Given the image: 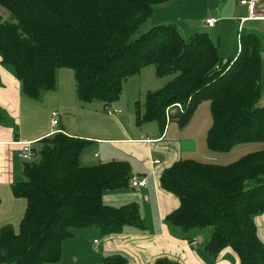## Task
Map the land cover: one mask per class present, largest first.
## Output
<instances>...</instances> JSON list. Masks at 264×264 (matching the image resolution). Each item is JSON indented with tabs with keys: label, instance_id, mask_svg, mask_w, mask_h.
<instances>
[{
	"label": "trees",
	"instance_id": "1",
	"mask_svg": "<svg viewBox=\"0 0 264 264\" xmlns=\"http://www.w3.org/2000/svg\"><path fill=\"white\" fill-rule=\"evenodd\" d=\"M177 0H0L16 20L0 16V55L13 66L24 95L39 100L56 89L59 69H71L76 93L86 105L116 103L126 82L153 66L158 78L175 76L163 88L148 92L144 111L137 104L138 126L157 123L166 129V112L186 126L198 107L210 102L212 127L208 148L226 153L238 145L264 143L262 66L264 35L239 31L240 51L225 61L207 33L185 40L176 25L161 24L137 39L154 7ZM0 109V123L4 121ZM34 149L39 161L25 163L24 180L13 185L16 198L27 203L19 233L0 229V264H50L62 259V246L76 236L73 229L97 228L104 236L126 226L146 231L137 203L109 206L104 196L127 190L135 177L128 162L82 167L89 141L57 133ZM161 188L180 201L165 217L184 234L211 228L208 252L231 249L239 264H264V243L256 217L264 213V150L231 165L181 160L163 172ZM1 202V200H0ZM188 240V239H187ZM113 255L102 264H128ZM156 264H177L161 259Z\"/></svg>",
	"mask_w": 264,
	"mask_h": 264
},
{
	"label": "crops",
	"instance_id": "2",
	"mask_svg": "<svg viewBox=\"0 0 264 264\" xmlns=\"http://www.w3.org/2000/svg\"><path fill=\"white\" fill-rule=\"evenodd\" d=\"M238 1L240 0H237V7L245 8ZM258 14L264 18V0L259 1ZM253 22L261 23L264 20H253L249 15L242 17L239 27L241 29L247 23ZM145 69L135 77H141ZM67 70L69 69L57 71V86L54 91L44 93L39 100H32L24 96L22 84L14 67L4 64L0 55V109L5 118L0 123V179L7 178V182L12 185L24 180L16 181L13 177L15 156L22 150V144L30 143L35 149L42 140L57 133L85 139L89 141V145L80 157L82 167L124 161L131 165L136 178L146 181L143 188L130 187L127 190L110 191L104 196L105 203L112 207L119 208L137 203L147 225L146 231L141 232L131 226H126L121 234L111 236H104L97 228L75 231L79 234L86 233L88 243L91 242V238L92 240L100 238L99 241L95 239L93 244L91 242L96 251L90 253L95 260L89 264H102L104 258L117 254L125 256L128 264H156L161 259H168L177 264H239L231 249H225L218 257L208 252L207 243L212 230L194 231L190 235L165 223V217L179 208L180 201L161 188L160 177L165 170L181 160L209 156L210 154L203 148V141L206 140L207 143L209 129L205 130V126H202L198 131L191 132L189 124L181 126L178 121L172 120L167 123L163 133H160L159 126L152 128L149 133L143 132L144 127L138 125L137 130H132L124 125L131 120L128 116L124 117L123 113L116 117H121L124 124L120 119L121 123L115 118L103 116L100 111L87 110L93 103L84 105L79 101L76 82L71 83V75L65 72ZM49 99H53L54 103L44 111L41 108L47 105ZM260 105H264V98ZM54 112L58 114L56 126L52 124ZM95 117L99 119V125ZM80 118L86 124L83 125L81 122L78 124L79 133L69 131L66 122ZM27 119L30 120L28 129L18 134L17 127L24 128V121ZM155 161L159 163L156 164ZM257 224L258 235L264 243V213L257 217ZM194 239L198 242L196 245L191 244ZM205 239L207 245L203 246ZM71 241L73 253L62 254L64 264H77V256H83L85 248L87 249L85 240L74 238Z\"/></svg>",
	"mask_w": 264,
	"mask_h": 264
},
{
	"label": "rangeland",
	"instance_id": "3",
	"mask_svg": "<svg viewBox=\"0 0 264 264\" xmlns=\"http://www.w3.org/2000/svg\"><path fill=\"white\" fill-rule=\"evenodd\" d=\"M239 3V1H238ZM237 0H177L173 2H168L162 5H157L154 9L153 15L150 19H148L133 37V39H137L141 35L150 31L156 25L161 24H172L176 25L179 29L181 36L185 40H189V38L196 33H207L211 37V39L218 45L220 49V54L224 57L225 61L236 59L239 55V31H242L244 28L246 31L253 32L259 35H264V22L261 23H247L244 27L240 29V21L242 17H249V10L247 7H237ZM0 16L3 18V21L8 23H16L14 17L8 12L5 8L0 6ZM211 19L216 22L213 26H206V21ZM200 31V32H197ZM65 72H68L70 76L71 83L74 84L75 75L74 72L69 69ZM175 76H168L164 78H158L155 72V68L150 66L146 68L141 77H135L129 80L126 88L123 91V95L120 100L114 103L112 106L106 108L112 111H122L120 114L114 113L113 115H109L107 110L103 109V104L100 102H94L93 104L87 107V110H91L93 112H99L106 117H112L113 119L121 120V117L117 118L116 116H121L123 113L124 117H130V122L122 123L132 130H137V121H136V111L137 104L141 107V111H144L145 99L148 92H155L163 88L169 81H171ZM76 82V81H75ZM76 87V84H75ZM262 95L264 98V57H263V66H262ZM25 96V95H24ZM26 97V96H25ZM54 103L53 99H49L47 105L42 107L44 111ZM183 108V106H182ZM196 110L191 121L188 123L189 131L194 132L198 131L199 127L205 126L206 129H211L213 121L212 114L210 108V102H204ZM171 115H176L181 113L178 107H171L168 111ZM183 112V111H182ZM57 113V112H54ZM53 113V114H54ZM101 115V116H102ZM103 118V117H101ZM97 125L100 124L99 119L95 117ZM119 120V122H120ZM58 121V120H57ZM85 125L86 123L82 122V119L78 120H70L67 123L68 130L72 133H79L78 124ZM121 123V122H120ZM23 124V122H22ZM30 124V120L27 119L24 121V128L22 126L17 127L16 132L20 134L24 129H28ZM103 124V123H101ZM105 124V123H104ZM103 124V125H104ZM123 125V126H124ZM126 126V127H127ZM143 132H151L152 128L159 126L157 123L153 122L148 125H142ZM154 126V127H150ZM61 129V128H60ZM208 130V131H209ZM85 140V139H82ZM87 141V140H86ZM36 149H40L41 145L37 144L35 146ZM203 148L210 154L209 156L204 157H193L187 158L190 160L198 161L201 163H209L216 164L224 163L227 165H231L243 157L260 152L264 150V143H248L236 146L229 152L226 153H217L210 151L208 149L206 140L203 141ZM21 152V151H20ZM20 153L16 154L14 160V172L13 177L16 181H22L23 177V165L25 163H29L23 161L19 158ZM220 156V157H219ZM210 159V160H208ZM215 159V160H214ZM214 160V161H212ZM39 161L38 157L33 158L30 162ZM222 164V166H226ZM93 167V166H89ZM8 179H0V229L3 226H11L16 233L20 232L22 221L25 217L27 210V203L24 199L16 198L13 193V185L7 182ZM259 216V215H258ZM257 216V217H258ZM256 217V223H257ZM258 226V224H257ZM206 230H212L211 228ZM73 232L76 230L73 229ZM75 238H79L80 240H85V245H87V249L85 248V252L82 255H78V263L77 264H86V259L89 262H94L95 258L93 254L90 253L95 252L96 248L91 245L94 243L95 239L99 241L100 238H95L91 242L88 243L87 234H79L77 232L74 233ZM202 237V235H200ZM71 240H67L63 243L62 246V254H72ZM207 240H203V246L206 244ZM209 242V241H208ZM88 243V244H87ZM208 244V243H207ZM206 244V245H207ZM50 264H64V261H59L58 263H50Z\"/></svg>",
	"mask_w": 264,
	"mask_h": 264
},
{
	"label": "built area",
	"instance_id": "4",
	"mask_svg": "<svg viewBox=\"0 0 264 264\" xmlns=\"http://www.w3.org/2000/svg\"><path fill=\"white\" fill-rule=\"evenodd\" d=\"M259 1L260 0H240V5L241 6H244V7H247L248 10H249V15L251 17V19L253 20H264V18L258 14V4H259ZM206 24L208 26H213L216 24L215 21L211 20V19H208L206 21ZM175 107H178L180 109V111L182 112L183 111V108H182V105L180 104H176ZM109 113V115H113L114 113H118L120 114L121 111H112L110 109H106ZM168 111V110H167ZM172 116L169 112H166V119H167V123H169L170 121H172ZM53 122L52 124L54 126H56L58 124V121H57V118H58V114L57 113H54L53 114ZM34 149L32 148V145L30 143H25V144H22V150L20 152V155H19V158L23 161H26V162H30L33 158H34ZM155 163H159V161H155ZM146 186V181L144 179H140V178H136L134 177L131 181V187L132 188H135V189H138V188H143ZM97 243V242H96ZM198 242L196 239H194L191 244L193 245H196Z\"/></svg>",
	"mask_w": 264,
	"mask_h": 264
}]
</instances>
